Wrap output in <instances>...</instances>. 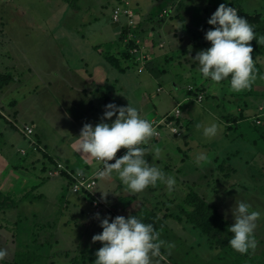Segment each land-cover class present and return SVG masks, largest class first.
<instances>
[{
	"label": "rangeland",
	"instance_id": "1",
	"mask_svg": "<svg viewBox=\"0 0 264 264\" xmlns=\"http://www.w3.org/2000/svg\"><path fill=\"white\" fill-rule=\"evenodd\" d=\"M126 1L139 12L152 14L149 16L151 23L146 24L150 29L145 34L147 39L143 36L146 32L142 25L138 29L141 42L145 45L146 40L154 45L155 39L162 43L161 48L166 45L165 50H168L169 47L171 53V57H164L157 61L158 65L150 67L149 72H139L137 64L123 60L122 66L126 70L120 71L100 51H109V44L117 43L123 27H126L113 22V12L120 5L117 0H0V74L14 77L8 86L0 88V102L7 110L16 102L23 109V115L16 119L0 109V179H4L1 190L8 189L6 200L9 201L6 203L17 202L19 209L26 214L15 219L8 213L0 215L2 240L8 246L15 243L12 247H0L8 252L3 262L17 261L19 252L26 249L25 240H12L13 234L19 233L14 223L22 222L19 228H24L30 223L40 226L51 222L59 228L55 230L53 225V229H39L37 244L42 245L31 246L28 250L31 252L35 248L42 253L39 262L33 264H94L95 253L103 246L101 242L92 241V237L103 230L96 214L99 213L101 219L108 216L127 218L147 209L157 216L160 212L162 216L167 213L164 221L171 230L168 232L169 242H165L160 250H165L162 255L167 262L164 264H264V135L261 139L253 132V123L249 119L232 130L226 123L230 122L229 117L232 119L238 113L241 104L245 105L248 114L264 104V75L256 76L252 86L241 92L232 91L227 80L213 84L203 78L197 65L187 58L188 54L194 58L198 51L211 46L205 38L199 37L198 30L189 32L176 13L170 17L173 12L170 7L165 9L170 14L160 19L164 10L159 12L166 0ZM181 1L189 2L187 7L195 9L196 17L201 13L200 7H204L203 12L209 15L222 3L234 7L238 15L237 5L246 13L264 14V0ZM204 2L214 6H206ZM200 16L195 17L191 28L201 25ZM161 30L163 33L158 35ZM174 31L178 37L186 34L185 38L182 35L184 42L197 41V47L193 49L184 43L172 51L175 42L171 33ZM96 46L101 49L97 50ZM122 48V44L111 47V54L121 58ZM259 59L264 68V57L257 58L256 62ZM190 86L199 90L204 87L206 94L201 103L196 101L195 92L189 94ZM245 93L250 95H242ZM243 99L249 103L246 105ZM109 103L118 106L130 103L148 120L161 118L181 105L183 136L172 137L164 131L161 138L148 142L145 147L149 152L145 157L147 162L175 177L176 184L171 192L164 184L157 183L147 187V193L142 191L135 197L119 180L107 181L102 190L99 188L96 192L103 204L95 208L86 194L72 191L69 178L50 176L56 170V162L45 160L33 168L26 163L27 158L22 157L27 153L23 155L22 150V156L18 153L21 143L28 144L20 129L30 126V121L34 120L39 127L38 133L40 129L48 133L54 149H48V152L54 151L53 156L69 157L68 161L61 159L66 167L84 169L81 164L87 161L86 164L92 165V171L95 170V159L86 158L77 151L76 137L84 124L101 122L104 107ZM210 122L218 123L222 129L211 140L203 136L202 128H197V125ZM17 139L20 142H15ZM14 143L18 146L14 147ZM154 147L162 150L159 158L154 155ZM200 151L207 154V160L197 165L194 157ZM44 165L51 168L47 174L41 171ZM10 170L19 181L8 188L10 177L7 173ZM40 175L41 181H45L43 186L38 183ZM38 184L36 191L22 201L23 195ZM200 194L231 224H234L231 210L236 201L246 202L252 210L260 211L261 217L254 232L256 248L244 254L231 246L218 249L221 251L214 261L209 257L216 254L217 248L212 247L207 236L188 221H184V229L177 225L181 229L178 230L174 222L182 216L181 209L191 208V196L200 197ZM40 195H43L41 199L36 197ZM32 198H35L33 203L28 202ZM27 213L38 216L31 219L33 216ZM16 252L18 254L13 257ZM29 258L25 257L27 261Z\"/></svg>",
	"mask_w": 264,
	"mask_h": 264
},
{
	"label": "clouds",
	"instance_id": "2",
	"mask_svg": "<svg viewBox=\"0 0 264 264\" xmlns=\"http://www.w3.org/2000/svg\"><path fill=\"white\" fill-rule=\"evenodd\" d=\"M207 24L212 27L205 32L204 38L211 46L198 51L192 58L198 72L213 84L229 80L230 89L234 92L249 89L255 79L251 55L253 47L249 43L257 40L253 27L245 17L238 15L234 7L224 3L218 6ZM261 41H264V37L257 40L258 43ZM197 128H202L203 136L209 140L222 130L216 122L197 125ZM155 135L152 123L140 114L137 107L130 103L127 106L109 103L104 107L101 122L83 125L76 137L77 151L103 164V169L96 173L98 177H110L115 173L131 192L140 193L157 183L164 184L171 192L176 184L175 177L147 162L145 157L149 152L141 146ZM121 148L127 151L116 158ZM153 151L156 158L163 154L159 147H154ZM113 159L115 162L109 163ZM206 160L204 151L195 154L194 162L197 165ZM231 211L234 224L228 229L232 233L229 245L242 254L254 250L257 246L254 232L261 212L252 210L251 205L243 201H236ZM96 218L103 230L94 235L92 241L101 242L103 246L96 251L94 264H153V258L160 256L165 242L151 223H145L137 215L101 219L97 213ZM7 255V250L0 249V264Z\"/></svg>",
	"mask_w": 264,
	"mask_h": 264
},
{
	"label": "crops",
	"instance_id": "3",
	"mask_svg": "<svg viewBox=\"0 0 264 264\" xmlns=\"http://www.w3.org/2000/svg\"><path fill=\"white\" fill-rule=\"evenodd\" d=\"M10 1V0H9ZM124 1H126V0H117V2H118V4H121V3H123ZM166 1H168V3H166L165 4V2ZM165 2H164V4H163V7H162V9H161V11L159 12V13H161L163 10L164 11H166V10H168V8H169V10L170 9H173V12L171 13V15H170V17L173 15V14H175L176 13V17H178V18H180V19H182L183 20V22H182V25L184 26V25H186L187 26V30L189 31V32H191V30H198L199 31V37L200 38H204V36L205 35H203L202 33H201V31L200 30H202L203 28H205L206 30L207 29H210L212 26L211 25H208L207 24V20L211 17V15L216 11V10H214L213 12H210V14L209 15H207L205 12H203V8L204 7H200V11H201V13L199 14V15H201L200 16V24L201 25H198L197 27H195V28H191V26L193 25V20H195V13H194V10H192V9H190V7H187V4L189 3L188 1H179V0H166ZM129 2V1H128ZM130 3V2H129ZM205 3V5L207 6V5H211L212 7L214 6V5H212V4H209L208 2H204ZM79 7V6H78ZM132 7V6H131ZM133 8V7H132ZM218 7H216V9H217ZM134 9V8H133ZM166 9V10H165ZM25 10V9H24ZM134 11L136 12V18H137V21H138V26L140 27L141 25H142V28H143V30H144V32H146V33H143V36L144 37H146V39H147V36H145V34H148V30H150V29H148L147 28V25L146 24H150L151 23V18L149 17V16H151L152 14L151 13H142V12H139V11H137L136 9H134ZM163 11V12H164ZM159 13H155V14H159ZM146 14H148V15H146ZM178 14H181V16H178ZM199 15L196 17V18H198L199 17ZM154 16V15H153ZM193 16H195V17H193ZM150 21V22H149ZM175 21H178L177 19L175 20ZM174 21V22H175ZM178 23H179V21H178ZM192 24V25H191ZM195 24V23H194ZM180 25V24H179ZM182 25H180L181 27H182ZM139 27H138V29H139ZM176 28H178V26L176 25L175 26ZM153 30H154V28H153ZM157 32V31H156ZM160 32L161 33H163L162 32V30L161 31H158L157 33H158V35H161L160 34ZM139 33L140 32H138L137 34H138V36L140 37V35H139ZM173 36H174V45H173V47L171 48V50L172 51H174L176 48H179V44H187L188 43V45H189V47H191V48H193V49H195L196 47H197V41L196 42H194V41H192V40H188V41H186V42H184L183 40H184V38L186 37V34H180V36L178 37L177 35L178 34H176L175 33V31H174V33H171ZM182 35H183V37H182ZM148 38H150V36H148ZM154 41V45L151 43V44H149V43H147L146 42V40H145V44H146V48H147V50L152 54V60L149 62V64L147 65V67H146V70L145 71H148L149 72V70L148 69H150V67H153L155 64L156 65H158V63H157V61H160L161 59H163L164 57H165V59L167 58V56H169L171 53H169V47H168V50H165L166 48H165V46L163 47V48H161L160 47V44H162V43H158L155 39H153ZM163 42V41H162ZM198 42H200V40H198ZM209 43V42H208ZM165 44V43H164ZM176 45V46H175ZM96 47H98V46H96ZM95 47V48H96ZM183 47V46H182ZM97 49V48H96ZM98 50V49H97ZM102 50V49H101ZM100 50V51H101ZM170 57H171V55H170ZM188 59H189V61L193 58V57H191V55H189L188 54V57H187ZM260 58V57H259ZM261 58H263V57H261ZM167 61V60H166ZM256 65H257V67H258V69H259V71L255 74V71L253 72V75H254V77H256V76H259V75H264L263 73H264V68H263V65H262V62L260 61V59L256 62ZM151 74V73H150ZM261 77V76H260ZM204 88V87H203ZM202 88V89H203ZM205 94H206V92H205ZM204 94V95H205ZM242 95H246V97H247V95H249L248 93H245V94H242ZM244 100V99H243ZM245 101V100H244ZM243 101V102H244ZM16 102V101H15ZM0 104H1V106H3L2 105V103L0 102ZM9 106H11L10 104H9ZM13 107H10L11 109L10 110H7L4 106L3 107H0V109H4V110H6V112L7 113H9V116L10 117H13L14 119H16L18 116H21V115H23V109L21 108V105L19 104V103H17L16 102V104L15 105H12ZM2 109V110H3ZM239 111L241 110V108L240 109H238ZM11 111H12V113H11ZM21 114V115H20ZM247 114V116L249 117V116H252L254 113L252 112V113H246ZM31 122V125L33 124V125H35L36 126V129H35V135L33 136L35 139H33V141L36 143V148H34V147H31V145H30V141L28 140V138H26L23 134V138L25 139V140H27L28 141V144L27 145H24V144H22L21 143V145H16L15 143H14V147H16V146H18L19 147V149H18V153L19 154H21L20 153V151L21 150H25L26 151V153H27V155L26 156H22V154H21V156L22 157H24V158H27V162L26 163H29V166L31 167V166H33V168H35V166L36 165H41V164H43V162L46 160H53V163L55 164V162L56 163H58V162H61V163H63L62 162V160L61 159H64L65 161H68L69 160V157H62V156H60V155H58V154H56V156H53L54 154H55V152L54 151H52V152H54V153H52L51 151L50 152H48V149H51V150H54L53 149V147L51 146V144H50V142H49V140H48V133L47 132H45L44 130H41L40 129V132L38 133V131H39V127L37 126V124L36 123H34L35 121L34 120H31L30 121ZM29 124V123H28ZM25 126H27V125H25ZM21 130V129H20ZM14 137H12V139H13ZM17 141H19L20 142V140H16L15 142H17ZM150 141H153V140H150ZM149 141V142H150ZM25 143H26V141H24ZM147 145V144H146ZM144 146V147H147V146ZM31 149H33V150H31ZM54 159H57V161H54ZM64 164V163H63ZM65 165V164H64ZM94 165H96V167H97V164H95L94 163ZM81 166L84 168V169H80V170H76V169H70V168H68L69 170H71V171H74V172H83V173H90L91 171H92V169H93V167H92V165H90V164H86V162H83L82 164H81ZM95 167V168H96ZM49 169H51V168H49L47 165H44V166H42V168H41V171H42V173H45V174H47V172L49 171ZM91 170V171H90ZM90 171V172H89ZM7 175L10 177V179L8 180V181H10L9 183H8V188L11 186V185H13L14 184V182H18L19 181V178L17 177V176H14L15 175V173H13L11 170L7 173ZM66 178V177H65ZM41 179H42V175H40L39 177H38V183H40L42 186H43V184H44V182L45 181H41ZM67 179V178H66ZM104 180V182H102L101 183V181H103ZM117 180H119V178H118V176L115 174V173H113L110 177H105V178H102L101 180H100V182H99V186H98V190H99V188L102 190V185H104L107 181H111V182H115V181H117ZM3 181H4V179L3 178H1L0 179V192L2 193V199L3 200H1V202L3 203L2 205H1V207H2V209H5V208H7L6 210L7 211H0V215H2V214H11L12 216H15L13 219H15V218H17V217H19V216H21V215H26L21 209H19V207H18V204H17V202L16 203H14V204H10V203H6V201H9V200H6V198H8V195H7V192H8V189H5V190H1V188L3 187ZM37 184V183H36ZM36 187H39V184L38 185H36V186H34L33 188H31V190H29L28 192L29 193H25L24 195H23V197H22V201H26V199H27V197H28V194H33V192H35L36 190ZM144 191H146V193H147V191H149V189L148 188H146ZM98 192V191H97ZM100 193H101V191H100ZM99 193V194H100ZM140 193H134L133 192V194H131L132 196H135V197H137L138 195H139ZM149 194V193H148ZM200 196L201 197H204L202 194H200ZM206 196V195H205ZM36 197H39V199H41L42 197H43V195H40V196H36ZM205 198V197H204ZM33 200H35V198H32V199H30L28 202H30V203H33L32 201ZM13 203V202H12ZM7 204V205H6ZM1 209V208H0ZM27 214H29V215H31V216H33V217H31V219H34V218H36V216H38L36 213H27ZM159 214V213H158ZM165 214H167V213H164V215L162 216L161 215V212H160V214H159V217L161 218V219H163V221H164V217H165ZM3 216V215H2ZM170 218V217H169ZM168 219V218H167ZM172 219H174V218H172ZM184 221L186 222V220H182V221H180V220H175V225H176V227H180L181 229H184V227H186L185 226V223H184ZM49 222H46V223H42L40 226H38L37 225V223H35L34 225L32 224V223H30L31 225L29 226V227H24V228H19V226L22 224V222H19V223H14V225H15V227H16V229L18 230V234L17 235H14L13 234V239L12 240H14L15 242L17 241V239L18 238H20V239H22V241H26V244L24 245V247L26 248V249H24L23 251H20L19 252V255H21V254H28V250H29V248L31 247V246H41L42 244H37V242H38V237H39V235H38V230L39 229H43L44 230V228H50V229H53V227H49L47 224H48ZM164 224H165V228L160 232V239L161 240H163L164 242H169V236H170V234L168 233L170 230H171V228L169 227V225H167L166 224V221H164ZM3 224H2V222H0V227L2 226ZM178 225V226H177ZM39 227V228H38ZM57 227V226H56ZM55 227V225H54V228H55V230H57L59 227H57L56 228ZM178 227V230H181L180 228ZM3 227H1L0 228V230L2 229ZM26 228V229H25ZM25 229V230H24ZM2 231H0V233H1ZM163 232H166V233H164L163 234ZM3 237H4V235L1 233L0 234V247H2V248H6V247H12V246H14V244L15 243H12V245L10 246H8V245H6V241H4V240H2L3 239ZM11 237V236H10ZM12 238V237H11ZM21 245V244H20ZM164 246H165V244H164ZM164 246H162V247H164ZM38 247H36V249L38 248ZM33 249V248H32ZM31 249V252L33 251L34 253H39V252H36L37 250H35V248L32 250ZM163 249V248H162ZM35 250V251H34ZM163 251H165L164 249H163ZM163 251H160L161 252V254H160V256H157L158 258H159V260H157V258L156 257H154L153 258V264H164V263H166L167 261H166V259H165V256L164 255H162V254H165V253H163ZM218 251H221V250H218V249H216V254H214L213 256H210L209 257V259H211V260H214L216 257H217V254L219 253ZM30 252V251H29ZM18 253L16 252V253H14L13 254V257L14 256H16ZM10 257V256H9ZM13 257H10V258H13ZM16 258V257H15ZM160 263H159V262ZM215 261V260H214ZM213 263V262H212Z\"/></svg>",
	"mask_w": 264,
	"mask_h": 264
},
{
	"label": "trees",
	"instance_id": "4",
	"mask_svg": "<svg viewBox=\"0 0 264 264\" xmlns=\"http://www.w3.org/2000/svg\"><path fill=\"white\" fill-rule=\"evenodd\" d=\"M238 10L240 12L239 16H243L247 19L248 23L253 27L255 35L257 37V40H259L260 37H264V14L261 13H255V14H249L242 10L241 6L237 5ZM136 13V12H135ZM124 24V23H122ZM126 26V24H124ZM139 27V26H138ZM138 27L136 31H138ZM208 30V29H207ZM205 28L201 30V33L205 35V32L207 31ZM128 37L127 33V26L123 27V31L119 37V40L115 44H109L110 50L109 51H102L103 57L115 68L119 69L120 71H125L126 67L122 66V60L123 61H133L135 63V58L131 54V49L135 46L134 41H126ZM257 40H253L249 42L253 47L252 57H253V65H254V71L255 74L259 71L256 60L259 57H264V41L257 42ZM120 44H122V50H121V58H116V56L111 54V47H117ZM97 49H101V46L96 47ZM14 80V77L11 74H0V88H4L8 86L12 81ZM226 81V80H225ZM229 82V80H227ZM196 91L199 93H203L204 89L199 90L196 88ZM195 91V92H196ZM197 93V92H196ZM194 93V96L197 94ZM189 94H193V92H189ZM250 95V94H249ZM248 96V95H247ZM247 105L249 102L244 101ZM242 105V104H241ZM240 105L239 108H241L240 111H238L235 116L229 117L227 120L230 122H226L228 125V129L232 130L240 126V123L247 120L249 117L245 113V105ZM231 123V125L229 124ZM252 130L253 132H256L259 138L262 139L261 135H264V123L261 125H258L254 122H252ZM62 176L70 178L67 173H63ZM88 198L92 199L91 201H94V197L92 195H87ZM201 197V196H200ZM197 195L191 196L189 202L191 208L188 210L186 208L181 209L182 216H179L178 220L182 221L184 218L186 221H188L190 224H192L196 229H198L202 234L208 237L212 247H215L217 249L225 250L230 247L228 241L232 238V233L228 231L229 227L232 225L230 222H228L226 219H224L218 209L207 203L202 197L200 198ZM2 200V193L0 192V208L2 209L1 205L3 204L1 202ZM7 205V204H6ZM137 215L138 218H141L145 223H151L154 226V229L157 232H161L165 228V224L163 219H161L159 216H157L154 212H151L147 209L141 210L138 212ZM49 227H52L54 223H48ZM37 252V251H36ZM23 255V254H21ZM19 255L18 258H20V261L14 260L13 262H3L4 264H33L39 262L40 256H42V253H34V252H28V254H24L23 256ZM32 256V257H31ZM25 257H30L27 261Z\"/></svg>",
	"mask_w": 264,
	"mask_h": 264
},
{
	"label": "built area",
	"instance_id": "5",
	"mask_svg": "<svg viewBox=\"0 0 264 264\" xmlns=\"http://www.w3.org/2000/svg\"><path fill=\"white\" fill-rule=\"evenodd\" d=\"M169 11H164L159 15L160 19L165 18L167 15H169ZM113 22L114 23H124L127 26V33L128 37L126 41H134V47L131 49V54L135 58V64L139 67V72H142L143 70H146L147 65L152 60V54L147 50L146 44L144 45L141 42V38L138 36V32L136 31L138 27V21L136 18V13L134 9L131 7V4L128 1H124L122 4L117 6L113 12ZM163 47V45H161ZM196 88L193 86H190L188 88V92H195ZM197 92V93H196ZM197 94L196 101L198 103H201L205 95L203 93H199L196 91ZM190 100V99H187ZM182 115L181 111V105H177L173 111L170 113L164 115L161 118H155L149 120L155 131L156 135L153 136L150 140H157L158 138L162 137V134L164 131H167L170 136L172 137H182L183 133L181 130L180 125V117ZM252 122L261 125L264 123V104L257 107L256 111L252 116H249L248 118ZM36 129L35 125L30 126H24V128H21V133L28 138L30 141L31 147H35L36 143L33 141L32 136L34 135V131ZM149 140V141H150ZM144 147L145 145H141ZM127 149L121 148L117 154L116 158H119L125 154ZM23 155L26 154L25 150H22ZM96 161V160H95ZM115 159L112 161H109V163H114ZM56 170L52 171L50 173V176H62V174L65 172L70 177V185L72 188V191L76 194H86V195H92L94 197V207L98 208L101 203L103 204L102 199L99 197L98 194H96L99 186V182L102 178L98 177L96 175L98 170L103 169V164L96 161L97 167L95 170L91 171L90 173H83V172H74L69 170L63 163L58 162L56 163Z\"/></svg>",
	"mask_w": 264,
	"mask_h": 264
}]
</instances>
